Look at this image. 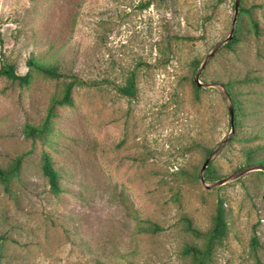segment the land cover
Returning <instances> with one entry per match:
<instances>
[{
	"label": "rangeland",
	"instance_id": "rangeland-1",
	"mask_svg": "<svg viewBox=\"0 0 264 264\" xmlns=\"http://www.w3.org/2000/svg\"><path fill=\"white\" fill-rule=\"evenodd\" d=\"M234 2L0 0V67L28 75L23 86L0 76V166L22 159L0 183V264H198L184 248L205 250L219 202L226 235L203 264H264V173L243 167L264 145V0H238L233 24ZM28 61L110 83L77 87L57 106L69 79ZM130 74L133 98L115 90ZM51 108L46 135L29 137ZM146 220L162 230L141 231Z\"/></svg>",
	"mask_w": 264,
	"mask_h": 264
},
{
	"label": "trees",
	"instance_id": "trees-1",
	"mask_svg": "<svg viewBox=\"0 0 264 264\" xmlns=\"http://www.w3.org/2000/svg\"><path fill=\"white\" fill-rule=\"evenodd\" d=\"M148 5L149 3H147L145 7H147ZM27 64L28 66L33 67L36 71L44 74L49 78L69 79V81L65 85V89L62 97L58 101L54 102V104L57 106L70 105L72 102L73 90L77 87L90 86V85L92 86V85H96V83L108 85L110 83L109 80L107 79L102 80L100 82L97 81L85 82L84 80L80 79L75 73H63L59 63L56 61H53L48 65H40L33 61H28ZM0 76H3L4 78H6L11 82H15L20 86L26 85L28 82V75L27 74L23 76L18 75L15 66L12 64H3L0 67ZM223 88L228 93L234 107L235 103L232 99V92L230 86L225 83L223 84ZM115 90L117 94L123 97L133 98L137 91L135 76L133 74H130L128 77L124 79V81L121 84L115 85ZM52 117H53V113L51 108L42 126L38 129H35L33 127H27L26 134L29 137L43 138L48 132L50 119ZM238 123H239L238 113L237 114L234 113V125L237 126ZM260 149L263 150L264 145L256 149H253L251 151H248V153H246V160L244 163L245 166L243 167L257 165V168L264 169V158H258L255 155L257 150ZM21 163H22V159L19 157L15 160L14 164L11 167L5 168L0 166V183L5 184L7 179L19 169ZM41 172L43 178L46 180L49 186L50 192L52 194L60 193L61 190L59 186V174L57 170L53 168L51 161L47 155H43L42 157ZM209 178L213 181H218L221 179L217 175L214 177V174H211ZM184 222L186 226L185 228L189 233H191L196 237L202 235V232L193 224V222L190 219L185 218ZM144 224L146 226L140 229L143 232L156 234L162 230L160 226L150 222L149 220H146ZM226 229H227V223H226L225 211L222 202H219L216 207L215 216L213 219V226L210 232L211 235L208 240V246L205 248V250H201L193 246H186L184 248V254L191 256L193 259H195L198 262V264H203L204 261L208 258V255L210 254V248L212 244L221 242L225 237ZM251 243L253 246H257V240L255 237L252 238Z\"/></svg>",
	"mask_w": 264,
	"mask_h": 264
},
{
	"label": "water",
	"instance_id": "water-1",
	"mask_svg": "<svg viewBox=\"0 0 264 264\" xmlns=\"http://www.w3.org/2000/svg\"><path fill=\"white\" fill-rule=\"evenodd\" d=\"M238 6H239L238 0H235V2H234V18H233V24L235 23L236 16H237V13H238ZM232 31L233 30H231V33H232ZM230 38H231V34L228 36L227 40H229ZM215 50L216 49L213 50V52L209 55V57L213 55V53H214ZM205 64H206V61L203 62V64H202V66H201L198 74L194 78V82H195V84H196L197 87H204V86H206V85H202L201 82L199 81L200 72L203 70ZM223 95L226 97V99L229 102V105H228L229 122H230V125H231V133H233V131H234V109H233V105H232V102L230 100V97H229L228 93L225 90L223 91ZM228 140H229V138L225 139L222 142V145L225 144ZM220 147H221V145L218 148H216L215 150H213L211 152V154L206 158L205 162L202 165L201 172L204 171V169L207 167V165L209 164V162L211 161V159L213 158V156L219 151ZM253 169H257V170L262 171L264 173V169H262V168H253ZM250 170H252V169H248L245 172L250 171ZM245 172H241L239 175H242ZM226 181H227L226 179L221 180V181H219L216 184V186L222 185ZM201 183L202 184L204 183L203 177H201ZM206 188H210V187L209 186H206Z\"/></svg>",
	"mask_w": 264,
	"mask_h": 264
}]
</instances>
